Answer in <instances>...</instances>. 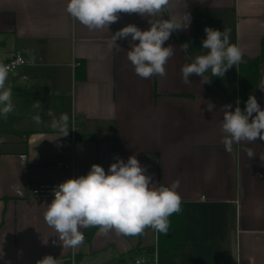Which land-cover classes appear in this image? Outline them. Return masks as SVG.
I'll return each instance as SVG.
<instances>
[{"label": "crops", "instance_id": "obj_1", "mask_svg": "<svg viewBox=\"0 0 264 264\" xmlns=\"http://www.w3.org/2000/svg\"><path fill=\"white\" fill-rule=\"evenodd\" d=\"M67 2L0 0V59L20 54L28 61L9 70L15 108L6 121L0 118V264H37L46 255L66 264L73 254L79 264L123 255L122 264L133 257L136 264H264V141L234 143L230 153L222 143V108L234 111L237 101L240 107V63L210 83L192 75L184 84L181 72L208 51L205 27L229 29L243 60L259 57L264 0H171L157 17L120 13L108 29L91 31L67 13ZM184 13L191 17L188 28L164 44L174 48L167 74L136 75L127 52L139 41L129 36L114 43L112 35L129 24L145 31L151 20H182ZM254 96L264 110V62ZM62 114L69 116V134L57 138L61 133L50 125ZM245 148L256 156L249 159ZM132 155L147 167L153 187L180 181L182 212L169 217L172 230L180 227L175 251H160L150 227L137 236L97 228L91 237L81 228L85 239L75 253L63 248L44 220L52 200L32 198V188L87 175L93 164L107 173Z\"/></svg>", "mask_w": 264, "mask_h": 264}, {"label": "clouds", "instance_id": "obj_2", "mask_svg": "<svg viewBox=\"0 0 264 264\" xmlns=\"http://www.w3.org/2000/svg\"><path fill=\"white\" fill-rule=\"evenodd\" d=\"M170 4L171 0H68L66 11L91 31L108 29L118 21L120 13L157 17ZM190 20L187 13L182 20L175 17L157 23L151 20V27L145 31L129 24L112 35V39L115 43L117 39L131 36L132 41H139L127 52L136 75L143 79L165 76V65L174 55V48L164 44L177 29H187ZM204 32L206 39L202 41V48L208 51L182 67L184 84L191 83L189 77L192 75L200 76L201 83H210V77L223 78L232 66L243 61L242 50L230 43L229 29L220 31L205 27ZM188 48V43L182 45L186 54ZM209 71L210 76L206 75ZM8 75V66L0 64V118L5 121L15 108L12 88L6 87ZM238 105L239 101L234 111L231 105L222 108V143L229 153L234 143L264 141V110L255 96H249L243 111ZM33 107L40 109L42 105L35 101ZM213 108L214 104L208 102L207 111ZM33 120L37 124L42 122L40 115ZM50 126L61 133L57 138L66 137L69 134L68 114L53 119ZM244 151L249 159L256 156L251 148ZM260 159L264 160V156ZM146 172L147 167L142 166L135 155L129 156L127 162L117 159L107 173L99 164H93L87 175L67 179L53 189L54 199L45 206L44 220L58 233L63 248H71L74 253L85 239L81 228L97 227L104 234L114 230L118 235L137 236L150 227L167 235L169 217L182 212V198L177 191L180 181L175 180L170 186L153 187L152 176ZM37 264H57V259L46 255Z\"/></svg>", "mask_w": 264, "mask_h": 264}, {"label": "trees", "instance_id": "obj_3", "mask_svg": "<svg viewBox=\"0 0 264 264\" xmlns=\"http://www.w3.org/2000/svg\"><path fill=\"white\" fill-rule=\"evenodd\" d=\"M264 62V37H263V43H262V52L261 55L255 59H245L243 60L240 65V108L243 111L246 107V102L249 98L250 95H254L256 90L258 89V84H259V70H260V64ZM180 215V213H179ZM171 222H170V227L169 233L172 230ZM180 229V227H178ZM178 228L172 230V236L169 237L168 234H162L158 233V249L160 251H175V245L177 238L174 236L176 235V231ZM97 227H91L89 228V237H91L94 232L96 231ZM133 255V252H131V255ZM81 257L76 255L75 260L76 263L79 264L81 262ZM126 258L121 256L120 258H115L106 261L103 264H122L126 262ZM66 264H71V262H67Z\"/></svg>", "mask_w": 264, "mask_h": 264}, {"label": "built area", "instance_id": "obj_4", "mask_svg": "<svg viewBox=\"0 0 264 264\" xmlns=\"http://www.w3.org/2000/svg\"><path fill=\"white\" fill-rule=\"evenodd\" d=\"M28 61L20 54H15L14 56L8 58L7 60L3 61L0 59V64L7 65L9 70L16 69L19 66L27 64ZM67 141L73 143L74 142V135H70L67 137ZM67 180V179H65ZM65 180L55 181V182H46V183H39L34 186L31 190L30 196L34 199H54L53 189L56 188L60 183H63ZM84 234V233H83ZM85 236V235H84ZM71 264H77L75 260V254L69 259ZM145 259L137 260V263L144 262Z\"/></svg>", "mask_w": 264, "mask_h": 264}, {"label": "rangeland", "instance_id": "obj_5", "mask_svg": "<svg viewBox=\"0 0 264 264\" xmlns=\"http://www.w3.org/2000/svg\"><path fill=\"white\" fill-rule=\"evenodd\" d=\"M139 257L142 258V255L140 254ZM135 262H136V261H135V258L133 257V258H129V259H128L127 264H136Z\"/></svg>", "mask_w": 264, "mask_h": 264}, {"label": "water", "instance_id": "obj_6", "mask_svg": "<svg viewBox=\"0 0 264 264\" xmlns=\"http://www.w3.org/2000/svg\"><path fill=\"white\" fill-rule=\"evenodd\" d=\"M153 251H155V248L153 249Z\"/></svg>", "mask_w": 264, "mask_h": 264}]
</instances>
